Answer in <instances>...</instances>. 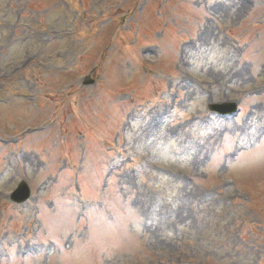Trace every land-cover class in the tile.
Segmentation results:
<instances>
[{
    "label": "rangeland",
    "instance_id": "obj_1",
    "mask_svg": "<svg viewBox=\"0 0 264 264\" xmlns=\"http://www.w3.org/2000/svg\"><path fill=\"white\" fill-rule=\"evenodd\" d=\"M0 264H264V0H0Z\"/></svg>",
    "mask_w": 264,
    "mask_h": 264
},
{
    "label": "water",
    "instance_id": "obj_2",
    "mask_svg": "<svg viewBox=\"0 0 264 264\" xmlns=\"http://www.w3.org/2000/svg\"><path fill=\"white\" fill-rule=\"evenodd\" d=\"M233 107H231L230 109H232ZM30 195H31V190L29 186L25 182H23L20 185L19 189L16 191L14 195V200L21 203L26 202L29 199Z\"/></svg>",
    "mask_w": 264,
    "mask_h": 264
}]
</instances>
